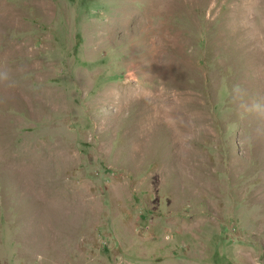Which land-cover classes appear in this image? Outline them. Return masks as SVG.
<instances>
[{"label": "rangeland", "instance_id": "1", "mask_svg": "<svg viewBox=\"0 0 264 264\" xmlns=\"http://www.w3.org/2000/svg\"><path fill=\"white\" fill-rule=\"evenodd\" d=\"M263 60L264 0H0V264H264Z\"/></svg>", "mask_w": 264, "mask_h": 264}, {"label": "bare ground", "instance_id": "2", "mask_svg": "<svg viewBox=\"0 0 264 264\" xmlns=\"http://www.w3.org/2000/svg\"><path fill=\"white\" fill-rule=\"evenodd\" d=\"M263 20V19H262ZM256 32V31H255ZM264 61V60H263Z\"/></svg>", "mask_w": 264, "mask_h": 264}]
</instances>
